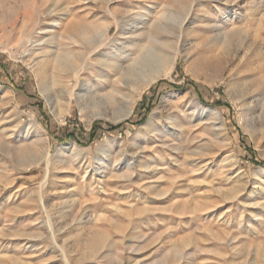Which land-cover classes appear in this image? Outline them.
Here are the masks:
<instances>
[{"label":"rangeland","instance_id":"obj_1","mask_svg":"<svg viewBox=\"0 0 264 264\" xmlns=\"http://www.w3.org/2000/svg\"><path fill=\"white\" fill-rule=\"evenodd\" d=\"M249 151L264 0H0V264H264Z\"/></svg>","mask_w":264,"mask_h":264},{"label":"trees","instance_id":"obj_2","mask_svg":"<svg viewBox=\"0 0 264 264\" xmlns=\"http://www.w3.org/2000/svg\"><path fill=\"white\" fill-rule=\"evenodd\" d=\"M160 85H168L170 88H173V89H176V90H178V89H180L181 87H175V86H173V85H171L170 83H168L167 81H160V82H158L157 84H156V86L158 87V86H160ZM182 88H186V89H188L189 91H191V93H193L194 95H195V97L197 98V99H199V100H203V94H201V93H199L198 92V86L195 84V83H193V82H191V81H188V80H186V82H185V85L184 86H182ZM150 90H153V88H151ZM204 92H207V90L206 89H204ZM212 105H214V106H216V107H222L223 106V104L221 103V102H219V101H216L215 103H212ZM149 111H150V108L148 107L147 109H146V115H145V117L148 115V113H149ZM145 117H144V119H145ZM144 119H142V120H144ZM142 120H141V122H142ZM127 123V121L126 122H124V123H122V124H120V125H118L117 127H112V126H110L108 129H107V131L109 132V133H112V132H114L116 129H118V128H121L124 124H126ZM97 131H98V125H95L85 136H86V138L88 139V141H92L94 138H95V136H96V134H97ZM73 134H69V135H67V137H66V139H71V138H73ZM242 138V137H241ZM66 139H64V141L66 140ZM59 140V139H58ZM256 156V152H253V151H249V161L254 165V166H261V167H264V161H262V162H256L255 161V159H254V157Z\"/></svg>","mask_w":264,"mask_h":264},{"label":"bare ground","instance_id":"obj_3","mask_svg":"<svg viewBox=\"0 0 264 264\" xmlns=\"http://www.w3.org/2000/svg\"><path fill=\"white\" fill-rule=\"evenodd\" d=\"M153 26V25H152ZM156 26V25H155ZM154 26V28H155V32L156 31H159V30H161L160 28H158L157 26L155 27ZM153 28V27H152ZM152 28H151V30H152ZM95 30H96V28H90V30H89V34H93L94 32H95ZM164 30V29H163ZM108 30H106V32H107ZM154 32V33H155ZM143 33V32H142ZM148 33H149V31H148ZM151 33V32H150ZM81 35V34H80ZM133 35V34H132ZM143 34H140V33H138L137 34V38L138 37H140V36H142ZM131 37H133V36H131ZM135 39H136V37H135ZM134 39V40H135ZM129 41H130V39H129ZM131 41H133V40H131ZM90 45H92V44H90ZM93 45H94V43H93ZM97 46V45H96ZM92 48V47H91ZM100 48V47H99ZM95 49H96V47H95ZM97 50V49H96ZM116 50V49H115ZM94 52V51H93ZM106 52V51H105ZM104 52V53H105ZM115 52V51H114ZM107 53V52H106ZM111 53H113V52H111ZM111 55V54H110ZM113 55H115V54H113ZM112 55V56H113ZM93 56V55H92ZM95 56V55H94ZM98 56H99V54H98ZM108 57H111V56H108ZM113 57H115V56H113ZM175 57H176V55L174 56V57H171L172 58V61H171V63H170V69L169 70H171L172 69V67H173V63H174V59H175ZM104 58L106 59V57H105V55L103 56V57H101L100 59H97V62H96V64L95 65H89V68H92V69H94L96 72H100L101 74L103 73V71H112V65L111 64H108V63H106L105 61L106 60H104ZM112 58V57H111ZM170 58V59H171ZM65 59V58H64ZM113 59V58H112ZM61 62V61H60ZM63 62V61H62ZM66 62V61H65ZM91 63V62H90ZM60 68L61 69H63L61 66H60ZM113 69H115L114 68V66H113ZM61 71V70H60ZM87 71V70H86ZM76 72V71H75ZM263 86V84H262V82H258V85H257V87L259 88V87H262ZM263 88V87H262ZM42 92V94H44V91L42 90L41 91ZM112 94H119V92L117 91V89L116 90H113L112 92H111ZM91 95H94V94H91ZM124 95V94H123ZM239 97H243L244 95H245V89H242L240 92H239ZM108 96V98L110 97V94H108L107 95ZM114 96V95H113ZM115 97V96H114ZM97 98V97H96ZM92 99V98H91ZM91 102L93 103L94 102V99H92L91 100ZM95 102H97V101H95ZM94 102V103H95ZM100 102V101H99ZM99 102L98 103H95V104H98L99 105ZM175 109V108H174ZM131 112H132V108L131 107H127L126 108V110H125V113H124V118H127L128 116H130V114H131ZM214 114L216 115L217 113L216 112H214ZM157 115H155V114H153V116L151 117V119L149 120V124L150 123H152L153 122V120H155ZM171 116V115H170ZM216 120H219L217 117H216ZM146 129V128H145Z\"/></svg>","mask_w":264,"mask_h":264}]
</instances>
